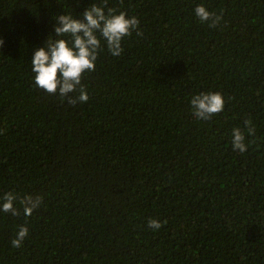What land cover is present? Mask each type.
Instances as JSON below:
<instances>
[{"label": "trees", "instance_id": "trees-1", "mask_svg": "<svg viewBox=\"0 0 264 264\" xmlns=\"http://www.w3.org/2000/svg\"><path fill=\"white\" fill-rule=\"evenodd\" d=\"M105 3L142 35L119 56L101 40L86 103L38 88L54 17ZM0 39V204L20 212L0 211V264H264V0H0ZM208 92L223 111L198 119ZM27 195L42 203L26 217Z\"/></svg>", "mask_w": 264, "mask_h": 264}, {"label": "clouds", "instance_id": "clouds-1", "mask_svg": "<svg viewBox=\"0 0 264 264\" xmlns=\"http://www.w3.org/2000/svg\"><path fill=\"white\" fill-rule=\"evenodd\" d=\"M92 4L82 13V18H74L71 14L55 16V37L50 36L43 47L34 50L31 65L35 85L50 94H57L62 98L67 97L68 103H86L89 100L87 90L82 85V76L85 72L95 70V62L98 52L102 51L101 40L111 55L119 56L123 52L122 41L130 37L135 31L137 36L142 35L138 30L139 19L135 16L128 17L125 12L116 13L115 9ZM195 14L202 23H208L210 27H216L222 19L221 15L208 11L203 5H198ZM99 33V36H97ZM69 37L66 40L60 37ZM4 41L0 39V46ZM78 91V96L71 97L70 93ZM193 115L198 119L207 120L211 116L220 113L224 108L222 94L216 92L200 93L192 97L190 101ZM245 125L249 135H253L255 129L251 127V121L246 120ZM245 135L240 129H233V150L244 152L247 150ZM17 197L13 193H5L0 204V211L10 212L13 216L20 215L14 207ZM42 203V198L24 196L20 200L24 215L31 216L33 211ZM148 226L153 230L160 229L163 225L158 219H149ZM28 235V228L21 226L16 238L11 243L13 247H20Z\"/></svg>", "mask_w": 264, "mask_h": 264}]
</instances>
